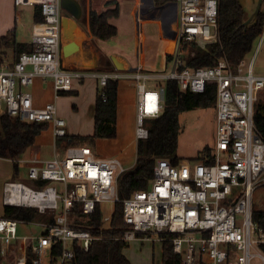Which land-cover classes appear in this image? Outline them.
<instances>
[{"label":"built area","instance_id":"2783aa9c","mask_svg":"<svg viewBox=\"0 0 264 264\" xmlns=\"http://www.w3.org/2000/svg\"><path fill=\"white\" fill-rule=\"evenodd\" d=\"M176 2L171 72L147 74L141 66L135 71L102 73L66 68L62 0H15L18 8L40 7L43 21L33 25L31 51L0 58L2 115L24 123H47L56 138H64L67 122L59 116L57 100L72 92L75 80L97 79L104 101L110 80H133L137 83L136 138L144 140L149 137L145 121L158 118L163 110L162 92L149 89L147 80H176L182 91L196 94L215 86L217 143L211 155L200 161L182 160L175 165L158 160L152 185L128 199L120 197L119 182L129 170L118 158L99 157L89 145L70 146L64 156L42 167H29L31 186L6 183L4 202L36 208L53 218L26 222L0 216L4 259L29 264L31 251L32 264H75L77 249L88 252L93 241L111 238L128 244L136 240L171 243L182 264H264V228L255 221L253 208L254 193L264 186V136L256 122L257 111L264 106V76L256 73L254 60L247 57L237 65L224 57L214 66H191L196 55L193 46L204 48L220 40V0ZM38 78L47 80L54 91V101L41 106L30 91ZM117 204L123 205L122 230L112 228ZM98 208L100 227L78 225ZM31 223L43 232L20 236V225Z\"/></svg>","mask_w":264,"mask_h":264},{"label":"trees","instance_id":"16d2710c","mask_svg":"<svg viewBox=\"0 0 264 264\" xmlns=\"http://www.w3.org/2000/svg\"><path fill=\"white\" fill-rule=\"evenodd\" d=\"M153 1L154 8H158L177 0ZM118 16V7L101 14L91 11L89 23L91 33L94 37L104 41L116 37L118 28L110 20ZM33 18L35 22L43 21L40 7L35 6ZM247 18L239 0H220V40L216 43L207 44L204 48L193 46L196 55L190 60V65L194 67L214 66L224 57L228 58L234 65L239 64L254 49V44L258 38L264 34L263 10L256 25L245 28L243 23ZM13 42L14 40L9 36H0V58L7 54L4 51L11 47ZM14 49L13 56L18 57L24 51H31L32 46L31 43H16ZM171 58L170 55L167 56V65ZM105 91L106 101L100 92L98 94L95 111V133L91 137L92 143L97 139L112 140L118 137L119 82L110 80ZM162 99L163 110L160 116L145 121L149 137L137 141L136 166L120 178L119 195L122 199H128L135 192L145 191L150 187L158 160L167 159L175 165L183 160L177 154L181 134L180 115L194 108L207 109L213 107L216 105V91L215 86L212 85L203 94L185 92L180 89L176 80H167L162 89ZM256 122L264 136V106L258 109ZM48 128L47 123H24L7 114L0 115V157L13 161L17 175L23 155L35 145L36 138ZM68 138L71 140L70 143L74 144L75 140L69 135L62 140ZM70 143L68 145H71ZM211 152L212 150L206 148L197 161L202 160L205 154L210 156ZM75 211L79 213V206H75ZM115 211L112 228L113 230H122L123 205L117 204ZM4 216L26 222H46L53 218L50 214L39 213L36 208L14 205H5ZM90 218L84 223L79 222L77 224L87 228L100 227L101 212L99 208ZM254 219L264 228V210L254 211ZM107 236L113 237V234L107 233ZM128 246L129 244L124 241L111 238L95 240L88 252L81 248L76 250L75 264H132L123 253ZM262 247L264 249V245ZM57 248L55 247L54 253H57ZM29 254V264H32L31 251ZM3 260L0 246V264L3 263ZM162 264H182L181 257L174 253L171 243L163 244Z\"/></svg>","mask_w":264,"mask_h":264},{"label":"crops","instance_id":"0c3cea01","mask_svg":"<svg viewBox=\"0 0 264 264\" xmlns=\"http://www.w3.org/2000/svg\"><path fill=\"white\" fill-rule=\"evenodd\" d=\"M14 1L15 0H0V21L4 20L3 25L0 23V36H9L14 40L12 44L13 47L11 46L4 51L9 56H13L15 53L14 46L16 43H31L32 28L34 23H37L33 18L35 6H30L32 8L30 25V22L28 24L27 21L24 20L21 13L17 11L18 7H16ZM77 1L81 5L82 18L77 20L73 16L62 17V57L66 68L71 70L102 73L116 70L135 71L139 66H141L147 74H164L167 72V56L170 54L169 43L171 41L169 40L170 38L168 35L175 37L174 25L177 16L176 6H173L172 3H168L167 6L164 5L162 7L155 8L154 11L153 0H143L145 2L142 0ZM116 7L119 8V16L117 18L121 16L123 8L127 7L135 19L136 32H134V36L132 37L135 52L134 59L119 53L116 47L113 46L114 43H112V40L119 37V29L118 35L109 41H104L94 37L90 31L89 23L91 11H96L98 14H101L108 10H114ZM168 8L169 10L173 8L176 11L171 19V23L168 24V26L171 27L170 29H168V27L166 29L164 21V18L169 16V14H167ZM158 9H161L160 12L156 11ZM169 13H171V11ZM4 15H6V18H4ZM113 19L116 18H112L110 22L115 25ZM19 25H22L23 28H27L28 30L26 32L31 30L29 40L18 38V32L19 35L22 34V31H20V29L18 30ZM115 58L122 61V63L126 66V70L116 68L114 64ZM153 79H149L147 81L149 82ZM164 83L165 82L163 81L162 84ZM162 84H158L156 86H161ZM125 85L126 84L124 83L122 84V87H119L117 127L120 126L122 119V104L124 101H129L130 91L126 90L124 87ZM127 87L130 88L128 85ZM100 88L99 81L92 77L86 78L83 81L75 80L72 92L66 94L63 93L58 98L57 106L59 116L66 120L67 132L69 136L72 137L79 134L80 129L82 128L90 129L92 135L95 133V111L98 94L101 90ZM132 89L134 91L133 97L137 105V83L135 81ZM30 91L33 93L37 105L41 106L54 101V91L47 80L38 78ZM72 106L80 110V120L73 119V112L71 110ZM133 109L134 111L136 110L137 113V108L133 107ZM0 114L2 115L1 111ZM50 128L51 127L39 135L36 138L35 145L26 151L24 156L25 158L23 160L26 161L25 165L28 168L31 166L42 167L47 161L53 159L54 157L64 156L66 149L75 145L70 143V138L62 140V138H56L52 135V139H46V136L49 134L47 135L45 132L51 130ZM68 143L71 145H68ZM17 182L24 181L21 180ZM5 205L4 199L0 198V216H4ZM42 230L43 229L37 230L39 232L34 231V234L42 233ZM4 260H6L7 264L11 262V259L9 258Z\"/></svg>","mask_w":264,"mask_h":264},{"label":"rangeland","instance_id":"374dc122","mask_svg":"<svg viewBox=\"0 0 264 264\" xmlns=\"http://www.w3.org/2000/svg\"><path fill=\"white\" fill-rule=\"evenodd\" d=\"M143 1V0H142ZM15 2V1H14ZM145 2V1H143ZM142 2V3H143ZM173 6L177 7V2L172 3ZM167 6V4L165 5ZM154 8V7H153ZM159 10V11H158ZM156 10L160 12L161 9ZM169 16L164 18L166 29L171 27L168 24L171 23L173 15L176 13L175 9H167ZM264 11V5L263 9ZM23 16L24 20L31 25L32 17V8L19 7L17 9ZM155 11V8H154ZM171 11V13H169ZM63 16H72L65 9L61 10ZM3 18V16H2ZM6 18V15H4ZM1 19V17H0ZM114 24L119 29V37L112 40L114 47L121 54L127 55L134 59V46L132 37L134 36L135 31V19L131 15L127 7H124L121 16L119 18L113 19ZM3 25L4 20L0 21ZM173 28V26H172ZM22 31L21 35L18 32V38H23L29 40L31 30L26 32L28 29L23 28L22 25H19L18 30ZM176 29L174 25V30ZM10 32V31H9ZM8 32V33H9ZM13 35V33H12ZM167 38L171 40V36L168 35ZM175 38V37H174ZM168 41V40H167ZM166 41V42H167ZM63 46V45H62ZM170 48V53L173 51V48ZM247 58L254 60L255 71L259 75L264 76V34L262 37L258 38L254 44V49L248 54ZM166 73L171 72V64L168 63V68ZM126 84L124 87L126 90H129V101H124L121 107L122 119L120 126L118 127V137L112 140L97 139L92 143L91 137L94 135L91 134L90 129L82 128L80 133L72 136L75 140L74 144L76 146L80 145H89L92 146L96 154L101 158H110L115 157L121 160L124 167L128 170L133 169L136 166V110L134 111L133 107L136 108V103L134 99L133 80H122L119 82V87H122V84ZM162 80L153 79L147 81V86L149 89H157L162 92L164 84ZM162 84L161 86H156ZM130 86V88L127 87ZM69 97V96H68ZM73 112V119L80 120V110L71 107ZM1 115V114H0ZM180 124H181V134L179 137V147H178V156L186 161H197L200 158L202 152L208 148L210 150L216 149L217 143V109L214 105L213 107L204 109V108H194L190 111L184 112L180 115ZM50 127V126H49ZM51 130L45 132L49 134L46 136V139H52V127ZM51 131V134H50ZM93 131V130H92ZM25 154L22 157V161L25 157ZM23 162L19 164L18 175L15 170V166L12 160L8 158L0 157V198L4 199V189L6 183L24 181L23 183L29 184L31 186V181L28 178V167ZM22 179H20V178ZM153 180L151 181L152 185ZM52 185L57 186L59 189H62L61 184L53 183ZM5 203V202H4ZM254 211L264 210V186L258 187L254 193V202H253ZM42 228L35 223H31L28 226L20 225V236H26L34 234V231L41 230ZM43 231V230H42ZM39 232V231H37ZM38 235V234H37ZM31 243V241H30ZM125 256L132 262V264H162V255H163V243L156 241H145V240H136L129 244L127 248L124 249ZM2 264H7L6 260H3ZM8 264H13V261Z\"/></svg>","mask_w":264,"mask_h":264},{"label":"water","instance_id":"95a60500","mask_svg":"<svg viewBox=\"0 0 264 264\" xmlns=\"http://www.w3.org/2000/svg\"><path fill=\"white\" fill-rule=\"evenodd\" d=\"M239 3L241 4L248 17L243 23V26L245 28H248L256 25L258 23L260 13L263 9L264 0H239ZM62 9H65L77 20H80L82 18L81 5L77 0H62ZM114 64L117 69L126 70V66L122 63L121 60H118V58H115Z\"/></svg>","mask_w":264,"mask_h":264},{"label":"bare ground","instance_id":"6f19581e","mask_svg":"<svg viewBox=\"0 0 264 264\" xmlns=\"http://www.w3.org/2000/svg\"><path fill=\"white\" fill-rule=\"evenodd\" d=\"M174 42H175V38L173 36H171V41L169 43V47H172L173 48Z\"/></svg>","mask_w":264,"mask_h":264}]
</instances>
